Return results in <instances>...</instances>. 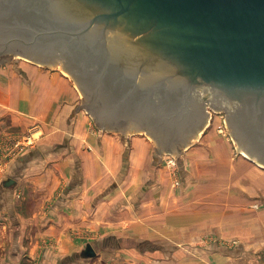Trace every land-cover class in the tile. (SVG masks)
<instances>
[{
    "label": "crops",
    "instance_id": "0c3cea01",
    "mask_svg": "<svg viewBox=\"0 0 264 264\" xmlns=\"http://www.w3.org/2000/svg\"><path fill=\"white\" fill-rule=\"evenodd\" d=\"M210 126L182 152L185 158L159 153L145 132L101 129L83 107L82 91L60 68L21 56L3 59L0 215L15 221V239L9 237L10 255L1 254L0 264L4 258L31 264L75 258L73 226L101 232L92 242L98 254L107 247L140 246L153 253L146 264H249L234 247L255 248L252 231L258 224L264 229L258 218H247L264 215L251 205L264 203V167L237 155ZM29 135L31 146L12 155L16 141ZM170 156L180 170V186L173 185ZM154 159L159 164L152 167ZM9 178L16 182L3 186ZM21 188L35 192L37 204L20 206L15 193ZM0 217L3 228H10L8 218ZM43 228L54 236V247L43 240ZM141 232L162 244L151 238L139 243L134 237Z\"/></svg>",
    "mask_w": 264,
    "mask_h": 264
},
{
    "label": "water",
    "instance_id": "95a60500",
    "mask_svg": "<svg viewBox=\"0 0 264 264\" xmlns=\"http://www.w3.org/2000/svg\"><path fill=\"white\" fill-rule=\"evenodd\" d=\"M8 55L62 69L101 129L145 132L159 153L191 146L210 104L225 110L264 167V0H0ZM97 255L87 242L73 258Z\"/></svg>",
    "mask_w": 264,
    "mask_h": 264
},
{
    "label": "rangeland",
    "instance_id": "374dc122",
    "mask_svg": "<svg viewBox=\"0 0 264 264\" xmlns=\"http://www.w3.org/2000/svg\"><path fill=\"white\" fill-rule=\"evenodd\" d=\"M8 56H3L2 58L3 59L14 58L10 55H8ZM64 73H66V72H64ZM209 106H210L209 109L212 112V117L209 118L210 121L208 122V125L211 123L209 130H213L216 134L225 138L226 141L232 145V148L237 155H244V152L242 151V149H240L239 144L236 143V141H234L235 137L231 133V129L229 128V126L227 124V119H226L227 118V111L222 110V109L220 111L215 110L214 108H212L213 106L211 107V104ZM213 116H215L214 119H213ZM208 125L206 126V128L208 127ZM205 129H204V131H205ZM204 131H202L199 135L201 136V134ZM198 138H196L193 141V143H195L198 140ZM189 147L190 146L183 149L182 152L184 153L185 152L184 150H186ZM182 152L180 153V157L184 156V158H185L186 155H184ZM17 155L19 156L18 153H17ZM178 156L179 155H177V157ZM244 156H246V155H244ZM246 157L248 158V156H246ZM170 158L172 159L173 157L170 156ZM158 161H159V159H157V160L154 159L153 163H152V167L159 164ZM166 163L170 164V160H166ZM4 168L5 167H3L2 169H4ZM170 168H171V172H172V176H173V179H172L173 185L174 186H180L182 182H181V173H180L179 168L175 165H171ZM2 172L5 176L7 175L6 171H2ZM177 180L180 183H178ZM24 187L28 188V189L30 188L29 185H24ZM25 188H21L20 191L17 190L15 193L17 196L16 198H17V202H19V205L20 206H22V205L23 206H30L31 204H33V205L37 204V198L38 197L35 196V192L32 193L33 195L29 194L31 190L29 191ZM22 191L24 192V196H23ZM251 205H252L253 209H256V207H259L258 209H260V210L264 209V203H261V202H255L254 204L252 203ZM29 212H30V210H28V213ZM27 215H30V214H27ZM0 216H4V217L8 218V221H6V222H8L11 225V226H9L10 228H8V226H7V229L5 230L3 228L6 226L4 223L5 220H3V217H0V218H2V219H0V222H1L0 223V244H4V246L2 245L3 248H0V257H1V254H4V256H5V255H8V253H9V255H10V251L8 250L7 247L9 246L8 245L9 237L11 236L14 238V235L12 232L14 230L15 221H12L11 219L9 221V218H11V217H8L9 215H7V216L6 215H0ZM247 218H248L249 222L255 220V218H258V220H257V221H259L258 223H262V226L264 227V224H263L264 215H260L259 217H257L256 215L255 216L249 215ZM259 225L260 224H258L259 229H255V230L253 229V231H252V234L255 236V238H253L254 242H256V244H257L255 248L246 247V249H245L244 247H241V246L240 247L239 246L234 247V253L235 254L238 252L239 256L240 255L243 256V258L245 259L246 262L251 260V262L249 264H260L257 261L256 256L259 254V252H261L264 249V229H261ZM104 226L108 227L107 224H105ZM45 229L46 228L41 229L42 232L44 233L42 238H43V240H47L48 243L49 242L52 243L51 244L52 246H50L52 248V247H54L56 241H55V239L50 240L49 237L54 238V236L46 235L45 234L46 232H44ZM55 231H56V228H55ZM106 232L107 231L105 230V233ZM120 232L121 231L115 232L112 234H116V235L117 234H120V235L123 234ZM250 233H251V231L249 230V234ZM72 234L74 235L76 242H75V244H73V247H74V248H72L73 250H70L71 251L70 255H73V253H75L76 251L78 252V251L82 250L85 247V244L87 242L92 243V242H95L97 239H98L97 241H99L100 237L102 235L101 232L98 233V231H96L95 228L92 230L91 227H88L87 230H84V229H79L76 226L72 227ZM134 238H136V240L139 241V243L145 244V242L151 238L152 240H156L158 243L162 244L161 240H159V237H152L149 235L146 236L145 232H141L140 234H138V236L136 235V237H134ZM43 244H47V243H43ZM108 249L109 248L107 247L105 250H102L101 252L99 251L100 254H98L96 257L90 258V259L85 260V261H81L79 259H74L73 257H72L73 259H69V257H68V258H65L64 260L61 259L59 261V263L60 264H71V263H76V264H146L147 256H151L153 254V253H151V251H148V247L145 249H142L140 246L121 247V248H116V249H114V247H113V248H110L109 250ZM60 250L62 252H65V248L63 246ZM59 253H60V251H59ZM147 254H150V255H147ZM155 254H156V256L162 257L163 254H165V253H164V251L163 252L161 251V252H159V253L157 252ZM152 259L153 258H151L150 260H152ZM78 262H80V263H78ZM52 263L56 264V260L54 259L52 261ZM3 264H31V262L30 263L28 261H23V262H20V261L16 262L15 261V262H13L9 259L4 258Z\"/></svg>",
    "mask_w": 264,
    "mask_h": 264
},
{
    "label": "built area",
    "instance_id": "2783aa9c",
    "mask_svg": "<svg viewBox=\"0 0 264 264\" xmlns=\"http://www.w3.org/2000/svg\"><path fill=\"white\" fill-rule=\"evenodd\" d=\"M32 136H26L24 138H20L18 139V141H16V143L14 144V150L11 151L12 155H16L17 153L20 154V152L24 149H26L28 146H31L32 144ZM170 160V165H175L176 166V160L175 159H169ZM178 182V180H177ZM180 183V182H178Z\"/></svg>",
    "mask_w": 264,
    "mask_h": 264
},
{
    "label": "bare ground",
    "instance_id": "6f19581e",
    "mask_svg": "<svg viewBox=\"0 0 264 264\" xmlns=\"http://www.w3.org/2000/svg\"><path fill=\"white\" fill-rule=\"evenodd\" d=\"M244 155H246L245 153H244ZM247 156V155H246Z\"/></svg>",
    "mask_w": 264,
    "mask_h": 264
}]
</instances>
